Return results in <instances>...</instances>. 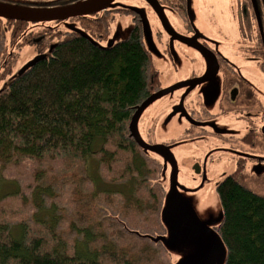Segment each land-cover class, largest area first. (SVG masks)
<instances>
[{"label":"trees","instance_id":"1","mask_svg":"<svg viewBox=\"0 0 264 264\" xmlns=\"http://www.w3.org/2000/svg\"><path fill=\"white\" fill-rule=\"evenodd\" d=\"M112 13L80 17L87 34H58L0 89V264H172L154 240L166 230L161 164L129 130L158 75L138 25L108 47L91 40L106 37ZM243 167L216 186L222 264H264V170Z\"/></svg>","mask_w":264,"mask_h":264},{"label":"rangeland","instance_id":"2","mask_svg":"<svg viewBox=\"0 0 264 264\" xmlns=\"http://www.w3.org/2000/svg\"><path fill=\"white\" fill-rule=\"evenodd\" d=\"M115 4L127 8L138 4L137 7L143 12V41L151 52L163 87L171 86L186 77L190 71V75L208 73L207 56L182 41L172 39L158 18L139 0H116ZM244 14L241 0H187L189 25L202 31L215 48L261 92L259 94L264 95L262 73L251 62L242 60L240 53L241 43L244 42L241 32L243 28H248V20ZM165 19L166 26L176 35H189L185 22L177 14L166 10ZM131 23L130 15L116 14L108 23L107 38L94 39L99 45L107 47L109 43L124 39ZM26 29L43 32V38L51 35L49 43L57 40L59 35L53 36L57 31L64 33L75 30L86 33L80 22L75 19L28 24ZM36 52L34 43L22 45L20 48L16 46V42L7 44L0 53V89L10 75L17 73L27 61L36 56ZM6 70L9 74L1 76ZM219 79L218 75V81ZM218 81L216 86L219 88ZM209 83L213 82L204 81L189 93L185 91L186 87H183L155 97L143 108L134 124L139 139L152 147L150 154L162 161L161 175L167 188L160 212L166 229L162 239L171 254L172 264H220L223 258L219 241L210 231L219 223L222 214L215 184L219 175L230 173L234 168V163L230 161L232 156L234 159L236 150L230 142L233 136L236 138L241 134L242 127L227 115H221L200 120V123L204 122L199 129L201 133L195 132L192 136H185L192 118L182 107L186 106L189 97L203 99L209 110L218 108L219 97L217 93L208 90ZM250 153L260 156L254 151ZM194 162L200 165V173H194L190 168ZM249 168L251 171H262L264 162L253 160ZM20 171L24 172L21 169ZM11 173L7 171L5 175L9 176ZM13 173L20 178L18 171L14 170ZM26 176L28 175L25 174L20 179L22 192L29 189L26 187ZM74 184L76 186V182ZM114 188L116 187L112 190H115ZM62 196L65 200L74 197L69 190H64ZM135 219L131 221L134 222Z\"/></svg>","mask_w":264,"mask_h":264},{"label":"flooded vegetation","instance_id":"3","mask_svg":"<svg viewBox=\"0 0 264 264\" xmlns=\"http://www.w3.org/2000/svg\"><path fill=\"white\" fill-rule=\"evenodd\" d=\"M77 0H0L1 3L17 5L21 7H36V8H53L59 6L69 5ZM144 7H146L153 15H155L158 20L161 22L162 27L169 33L172 39H177L182 41V43L194 48L200 54L207 56L208 60V73L206 75H190L191 71L178 81L174 82L168 86L163 87L161 79L158 75V84L157 88L152 91L151 94L156 92H165L169 93L175 89L186 87V92L189 93L191 89L196 88L202 82H213L209 83L210 92L217 93L218 95V108L215 110H209V107L203 101V99L196 100V98L189 97L186 106L182 107V110L191 115L192 121L189 123V127L186 130L185 136H192V134L201 133L200 127L202 126L200 120L217 118L221 115H227L229 118L240 123L242 130L241 134L236 138L233 136L230 144L235 148L236 152L231 158L230 162L234 163V168L230 173H223L219 175V180L215 184L218 185L219 181L223 179L226 175H231L236 171V168L243 167L247 172H251L249 165L253 160H258L264 162V95L259 93L257 88L251 84V82L242 75L235 67V65L225 56H223L219 50H217L213 42L197 27L189 25L187 17V0H139ZM243 2V9L245 11V16L248 20V28H243L241 34L243 35L241 43L240 53L243 56L242 60L246 62H251L256 69L263 75V87H264V0H241ZM134 5V4H133ZM138 4L132 8L122 7L117 5L112 9H115L112 13L111 18L107 19V24L111 22L114 15L126 14L130 15L132 18L131 28L135 25H138L141 29V34L143 38V28H142V18L141 15L143 12L137 7ZM170 11L173 14H177L182 21L185 22L187 31L189 33L186 37H181L175 34L173 30L169 27H164L163 21L166 24L165 11ZM108 11L105 9L101 12L95 13L93 16H90L91 19L88 21H93L101 15V13ZM89 18L88 16H86ZM80 22L79 18H72ZM12 22V24H11ZM13 20H6V23L1 27L3 33V39L9 35V41L3 42V50L6 48L7 44H13L16 42V46L20 48L22 45H25L24 36L26 33L32 34L33 42L32 43H44L45 48L49 44L51 35L47 38H43V32H37L34 30L27 31V25L24 21L21 26L18 25V30L14 29ZM10 24L13 26V29H10ZM188 25V26H187ZM108 28L106 31V37L103 38L101 34H93V38L97 37L99 39H106L108 35ZM247 29L249 32H247ZM86 30V29H85ZM8 32V34H6ZM55 34H61L57 31ZM14 36V37H13ZM98 39V40H99ZM184 40V41H183ZM5 43V44H4ZM1 49V52L3 51ZM37 51V50H36ZM200 51L204 52L201 53ZM0 52V53H1ZM43 52V51H42ZM37 53V52H36ZM38 54V53H37ZM154 63V62H153ZM155 67V65H154ZM156 69V67H155ZM9 74V71L6 70L1 73V76H6ZM218 75L220 79L218 81ZM219 83V88L216 86V83ZM145 118V117H144ZM147 119V118H146ZM234 134V133H233ZM174 139L171 140L173 142ZM149 144V143H148ZM164 146H169L163 144ZM257 152L260 156H256L254 153ZM156 160L159 161L162 168V161L157 157L152 155ZM250 161V162H249ZM193 166L190 167L195 173H200V165L198 163H192ZM240 164V165H239ZM259 165H261L259 163ZM262 167V165H261ZM256 168V167H254ZM264 170V168H262ZM260 172V171H258ZM162 173V170H161ZM162 185L166 191L165 182L162 179ZM164 191V192H165Z\"/></svg>","mask_w":264,"mask_h":264},{"label":"water","instance_id":"4","mask_svg":"<svg viewBox=\"0 0 264 264\" xmlns=\"http://www.w3.org/2000/svg\"><path fill=\"white\" fill-rule=\"evenodd\" d=\"M114 0H81L66 6L62 7H53V8H30V7H21L17 5H11L6 3L0 2V18L5 19H14V20H22L26 22H43V21H53V20H64L72 17H84L87 15H91L94 13H97L99 11H102L112 5V2ZM161 20L163 22V26L166 27L165 22L163 21L162 17ZM111 45V43L108 44V46ZM51 47L49 48V51H51ZM46 57V54H40L36 55L29 61H27L16 73V75L22 74L27 68L34 65L38 60L43 59ZM165 92H157L153 94L152 96L148 97L144 102L140 104V106L137 107V110L134 112L130 119L129 123V130L131 135L135 138L137 144L143 149H152L151 146H148L144 142H142L139 137L135 133V121L137 116L141 113L143 108L152 101L155 97H160ZM176 198V197H175ZM183 213V212H182ZM222 217V214H221ZM221 219V218H220ZM218 225V224H217ZM215 226V225H214ZM210 231L217 237L219 244H220V250L223 254L222 262L223 263L225 258V247L223 242L221 241L219 235L217 232L213 229H210ZM163 237L160 236L158 238H154V240H160L164 245V241L162 239ZM166 249L168 250L167 246L165 245ZM169 251V250H168Z\"/></svg>","mask_w":264,"mask_h":264},{"label":"bare ground","instance_id":"5","mask_svg":"<svg viewBox=\"0 0 264 264\" xmlns=\"http://www.w3.org/2000/svg\"><path fill=\"white\" fill-rule=\"evenodd\" d=\"M146 99H147V98H146ZM146 99H145V100H146ZM145 100H144V101H145ZM144 101H143V102H144Z\"/></svg>","mask_w":264,"mask_h":264}]
</instances>
